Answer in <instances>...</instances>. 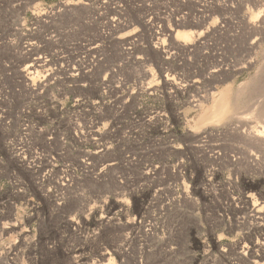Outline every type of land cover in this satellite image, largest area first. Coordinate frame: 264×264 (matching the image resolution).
I'll return each instance as SVG.
<instances>
[{
  "label": "rangeland",
  "instance_id": "rangeland-1",
  "mask_svg": "<svg viewBox=\"0 0 264 264\" xmlns=\"http://www.w3.org/2000/svg\"><path fill=\"white\" fill-rule=\"evenodd\" d=\"M64 1L0 0V264H264V67L202 79L263 55L264 0Z\"/></svg>",
  "mask_w": 264,
  "mask_h": 264
},
{
  "label": "bare ground",
  "instance_id": "bare-ground-1",
  "mask_svg": "<svg viewBox=\"0 0 264 264\" xmlns=\"http://www.w3.org/2000/svg\"><path fill=\"white\" fill-rule=\"evenodd\" d=\"M74 4H82V2H81V0H73V1L67 0V1H64L63 4H61V5L63 6L64 9H66V11L68 13V12H71L73 10V8H72L73 6L71 7V5H74ZM59 8H61V12H62L63 11L62 7H59ZM57 12H60V10L59 11L57 10ZM263 20H264V18H263ZM249 23H247V25H249ZM250 26H252V25H250ZM165 30H166V33L168 34V36L171 37V35H172V27H167V29H165ZM177 39L179 40V42L176 43L177 44L176 46H178V48H182V49H186L187 50L188 42H190L191 39H192V33H191V31H181V32L178 33ZM171 43H170V46H168L170 48L173 47V45H174L173 43L172 44ZM30 45H31V43L27 44L26 49H28L27 47L30 46ZM156 49L158 50L159 47H157ZM33 54L34 53L32 52V53H29L26 56V59H31V60H30V62L27 65H25V67L23 69L24 74L27 76V77L25 76V78L29 79V82H30L31 86H34L37 83V80L34 77L35 74L33 73L34 70L37 69L36 68L37 66L43 65L41 63L43 61L41 60L40 56L31 58V56ZM226 65H228V66H224V67H220V66L217 67L216 66L217 69H212L209 73H207V75H204L202 77V79L205 80L206 77H208V80H211V82L213 83L214 80L215 81L216 80L220 81V80H223V79L225 80L227 75L230 76V74H232V73H237L238 70L241 69V68L252 69L253 67H257V68L259 67L258 70L259 69L262 70V68L264 67V53H263V55H261L259 57L258 60H256V59H250L249 61L247 60V61H245V63L243 65H241L239 67H236L233 64H231V65L230 64H226ZM253 76L255 77L256 74H253V75H251L249 77L252 78ZM166 79H169V78L166 77ZM208 82H210V81H208ZM247 83H249V80L246 81V83L238 84L236 90H234V88L232 86L227 85L222 90H220V91H218L216 93H215V91H210V92L208 91V93H206V94L204 93V96L200 95L203 98L202 100H199V102L197 101L198 103H196V102L195 103H196V105H200L203 102L211 100L212 101V105L210 106V109L207 110V112L205 113V116L206 117L210 116L211 121H217L218 119H220L223 116V114L225 112H230L231 110L232 111L234 110L233 113H236L235 110H237V107H240V106L242 107V105H241L242 104V100L240 99L241 97L239 96L240 94L238 92H239V90L241 88H243L242 86L244 84L246 85ZM26 85H28V84H26ZM233 85H235V84H233ZM245 85H244V87H245ZM34 87H36V86H34ZM148 87H150V85ZM29 88H31V87H29ZM210 89H212V88H210ZM233 91H236V94L237 93L238 94L237 95L235 94L234 98L228 99L229 98L228 95L233 93ZM242 93H244V92H242ZM223 99L226 100V104H227L228 109L226 111L222 112V113H220V112L219 113L218 112L215 113V110H214L215 103H217V102H219V101H221ZM228 100H229V103H228ZM195 101H196V99H195ZM231 106H232V109L230 110ZM247 106H250V105H247ZM257 106L258 105H256V107ZM250 114L252 115L251 117H253L254 119L255 118L256 119H260V120H262V122H264V111H259V109L255 108V109H251V113ZM247 123H245L246 128L242 130L243 133L242 132L240 133L239 138L242 139L244 142H246L248 145L257 146L258 148H260L264 152V126L263 125H260V126L257 125L256 126V124L255 125H248ZM205 132L206 131L202 130L201 134H204ZM254 156H255V159H256V155H254ZM251 197L252 196L248 195V196H246V198L244 200H240V202H241V204L244 205V210H245V207L246 208L248 207L247 209H248V211L250 213V216L255 220V222H254L255 226L253 224L254 228H256V229L259 228V230H261V232H263V234H264V206L262 205L261 201H259V199H257V200L255 199L254 200V197L253 198H251ZM233 204H235V203H233ZM246 212H247V210H246ZM262 240H263V242H260V243H257V242L256 243H252V242H250L247 245H243V246L241 245L239 247V249H240L239 254H241V256L242 255L243 256H247V258L249 256L250 257L255 256V253L261 248L262 243L264 244V235H263V239ZM249 261L251 262V264H262L259 261V259L255 258V257H253V259H251ZM107 262H109V261H107Z\"/></svg>",
  "mask_w": 264,
  "mask_h": 264
}]
</instances>
